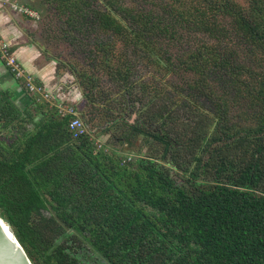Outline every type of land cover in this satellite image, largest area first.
<instances>
[{
	"label": "trees",
	"instance_id": "obj_1",
	"mask_svg": "<svg viewBox=\"0 0 264 264\" xmlns=\"http://www.w3.org/2000/svg\"><path fill=\"white\" fill-rule=\"evenodd\" d=\"M41 1L53 8L51 23L86 29L107 68L109 45L121 44L125 69L110 73L123 83L132 78L130 54L147 63L165 57L172 72L182 66L163 51L176 43L178 24L218 34L226 13L248 47L264 48V0L247 11L234 0ZM225 47L204 45L186 61L212 111L194 99H136L133 122L111 123L126 130L123 142L143 135L161 145L160 158L122 164L90 133L74 137L76 115L35 98V108L22 109L0 89V216L33 264H89V254L108 264H264V61L247 65ZM218 76L229 85L215 88Z\"/></svg>",
	"mask_w": 264,
	"mask_h": 264
},
{
	"label": "rangeland",
	"instance_id": "obj_2",
	"mask_svg": "<svg viewBox=\"0 0 264 264\" xmlns=\"http://www.w3.org/2000/svg\"><path fill=\"white\" fill-rule=\"evenodd\" d=\"M234 1L246 11L251 8L252 0ZM0 5L3 10L9 8L17 15L24 16L23 27L27 34L24 33L23 35L26 40L40 49L42 58L46 60L51 58L57 61L54 62L57 63L60 73L64 72V76L70 75L75 80L56 83L57 90L52 93V102L46 103L57 108L55 103L58 102L62 105V110L72 111L81 116L88 131L90 133L95 132L93 141L96 149L103 150L108 155L118 158L122 164L131 158H160L162 154L161 145L155 142L147 143L143 135H136L130 142H123L121 136L126 130L120 127H111L114 119L133 122L137 118V113L134 110L136 106L140 107L141 103L136 99H144L146 102L155 97L157 106L166 105V103L174 106L178 102L187 103L194 99L205 111H212L213 103L199 90L201 81H194L197 73L187 66L186 61L188 62L190 59L189 53L201 49L204 45L217 47L225 43V48H228L232 53L235 54L239 51V55L242 56L240 59L246 57V60L243 61L247 65H252L254 61L258 60L264 61V48L260 46L248 47L250 44H247L244 38L239 37L235 32L232 17L223 13L218 19L221 24L218 34L197 31L192 26L186 27L184 24H178V30H173L177 41L176 43L169 42L163 46V51L170 56L168 59L171 58L177 65L182 60V66L180 65L178 70L175 68L174 72L170 71L167 66L170 67L172 64L166 61L165 57H162L164 64H159L154 60L147 63V60H142V57H137V61H135L130 54V58L133 60L132 78L130 83H123L121 79L114 78L113 74L110 73V70L117 73V68L121 71L125 69L123 65L125 52L121 44L109 45L113 51L112 65L114 66V69H110L100 62L102 55L97 52L92 38L87 36L86 29L81 27V24L71 27L66 22L54 21L51 23L48 16L53 13V8L48 7L47 3H43L41 0H0ZM211 19L217 20L216 15ZM166 20L168 23H175L171 17ZM223 28L224 31L222 32ZM101 38L106 39V36L101 35ZM8 41L0 28V45L10 47L11 52L15 53L12 48L14 46ZM104 41H109V39ZM158 47V45L155 46L153 50L155 55L159 51ZM225 48L223 50H228ZM144 49L146 48L144 47ZM148 58H150L149 54ZM0 60L4 67L6 66L11 71L2 55H0ZM25 71L27 75L32 74L26 69ZM11 73L13 72L11 71ZM217 75L219 74L217 73ZM222 78H220L221 81H211L212 85L215 88L218 86L227 87L229 84L224 77ZM19 80L21 87H23L22 80ZM40 84L44 86V84ZM58 95L63 97V103H61L62 100L59 99ZM162 97H164L165 102ZM31 98L34 99V96L32 95ZM33 99L31 106L24 107L20 102V96L14 94L13 98L22 109L35 108L37 102ZM230 107L232 111L239 108L236 105ZM59 108L61 109V107ZM238 118L240 117L233 120L240 122ZM253 123L254 120H247L241 124L250 125ZM162 163L167 162L163 161ZM173 172L178 173L181 181L187 177V174L179 168H173ZM86 261H89V264H108L94 254H89Z\"/></svg>",
	"mask_w": 264,
	"mask_h": 264
},
{
	"label": "crops",
	"instance_id": "obj_3",
	"mask_svg": "<svg viewBox=\"0 0 264 264\" xmlns=\"http://www.w3.org/2000/svg\"><path fill=\"white\" fill-rule=\"evenodd\" d=\"M24 21V16L17 15V13L13 12L9 8H5V10L0 8L1 32L4 35L5 39L9 40L8 42H11L12 46L15 47L12 48L13 50H15V54L21 65L28 72L32 73L37 83L44 84L47 90H49L51 93L57 90L56 83H58L59 81H75L72 76H64V72H59L58 65L57 63H55L57 61L51 58V60L42 58L40 49L26 40V37L23 35L24 33L27 34V31L23 27ZM21 80L23 81V79ZM20 84V80H17V78L14 77L13 73H11V71L6 66L4 67L2 61L0 60V89L9 90L15 95L20 96V102H22V105L24 107H29L32 103L31 100L33 98L31 97L33 94H29L27 91H25V89H23ZM34 98L36 99V96H34ZM59 99L62 100L63 97L59 96ZM40 102L45 103L49 101L42 100ZM51 102L52 100L50 101V103ZM63 102L64 101L62 100L61 103ZM55 105H57L59 112H65L59 108L62 107L61 104H58L57 102V104L55 103ZM88 133H90V131H88ZM94 133V131L93 133H90L93 138L95 137Z\"/></svg>",
	"mask_w": 264,
	"mask_h": 264
},
{
	"label": "built area",
	"instance_id": "obj_4",
	"mask_svg": "<svg viewBox=\"0 0 264 264\" xmlns=\"http://www.w3.org/2000/svg\"><path fill=\"white\" fill-rule=\"evenodd\" d=\"M0 55H2L4 59H6L7 64L13 72L14 76L17 79H23L22 84L25 91H27L29 94H33L34 96H36L39 102L42 100L50 102L53 99L52 93L47 90L45 85L42 86L41 84L37 83L35 81V77L32 74H26L25 68L21 65L16 54L11 52L10 47L0 45ZM63 111H65L63 113H72L76 115V117L73 118L69 124V128L72 131L74 137H79L88 133L87 126L80 116H78L75 112L72 111Z\"/></svg>",
	"mask_w": 264,
	"mask_h": 264
},
{
	"label": "water",
	"instance_id": "obj_5",
	"mask_svg": "<svg viewBox=\"0 0 264 264\" xmlns=\"http://www.w3.org/2000/svg\"><path fill=\"white\" fill-rule=\"evenodd\" d=\"M0 264H33L11 226L1 216Z\"/></svg>",
	"mask_w": 264,
	"mask_h": 264
},
{
	"label": "clouds",
	"instance_id": "obj_6",
	"mask_svg": "<svg viewBox=\"0 0 264 264\" xmlns=\"http://www.w3.org/2000/svg\"><path fill=\"white\" fill-rule=\"evenodd\" d=\"M79 116V115H78Z\"/></svg>",
	"mask_w": 264,
	"mask_h": 264
}]
</instances>
